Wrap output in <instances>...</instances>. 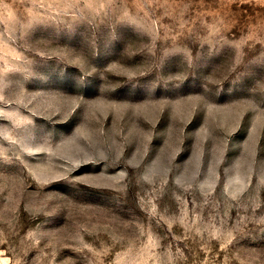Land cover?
<instances>
[{
  "label": "rangeland",
  "instance_id": "obj_1",
  "mask_svg": "<svg viewBox=\"0 0 264 264\" xmlns=\"http://www.w3.org/2000/svg\"><path fill=\"white\" fill-rule=\"evenodd\" d=\"M0 264H264V0H0Z\"/></svg>",
  "mask_w": 264,
  "mask_h": 264
}]
</instances>
